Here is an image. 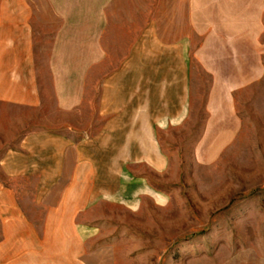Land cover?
<instances>
[{
  "label": "crops",
  "instance_id": "1",
  "mask_svg": "<svg viewBox=\"0 0 264 264\" xmlns=\"http://www.w3.org/2000/svg\"><path fill=\"white\" fill-rule=\"evenodd\" d=\"M143 7L0 0V264H88L109 209L158 204L170 162H218L239 132L264 0Z\"/></svg>",
  "mask_w": 264,
  "mask_h": 264
},
{
  "label": "rangeland",
  "instance_id": "2",
  "mask_svg": "<svg viewBox=\"0 0 264 264\" xmlns=\"http://www.w3.org/2000/svg\"><path fill=\"white\" fill-rule=\"evenodd\" d=\"M139 1L146 10L155 0ZM261 61L263 81L237 94L239 132L219 161L170 162L158 177V204L109 209L110 222L86 242L88 264H264V44ZM193 77L207 78L195 62Z\"/></svg>",
  "mask_w": 264,
  "mask_h": 264
}]
</instances>
